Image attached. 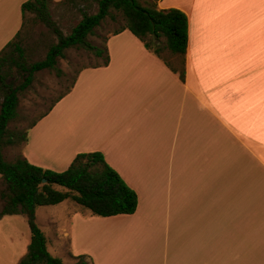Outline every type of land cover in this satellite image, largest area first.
Listing matches in <instances>:
<instances>
[{"label": "crops", "instance_id": "obj_1", "mask_svg": "<svg viewBox=\"0 0 264 264\" xmlns=\"http://www.w3.org/2000/svg\"><path fill=\"white\" fill-rule=\"evenodd\" d=\"M27 1L0 0V51ZM158 8L188 17L185 82L125 30L109 37L108 66L83 70L28 131L32 165L64 172L101 152L139 200L135 214L112 217L70 200L39 207L48 251L63 264H264V0ZM3 183L0 264H19L31 231L24 214L1 216Z\"/></svg>", "mask_w": 264, "mask_h": 264}, {"label": "trees", "instance_id": "obj_2", "mask_svg": "<svg viewBox=\"0 0 264 264\" xmlns=\"http://www.w3.org/2000/svg\"><path fill=\"white\" fill-rule=\"evenodd\" d=\"M86 0H28L22 5L23 26L15 38L0 51V70L13 60L8 49L14 46L21 51L16 42L21 38L28 14L49 28L55 23L51 14V4L76 3ZM159 0H98V13H84L83 19L68 36L59 35V42L49 49L46 58L31 65L20 63V71L24 81L19 86L6 85V75L0 74V87L6 88L0 106V175L4 181L8 199L1 216L24 214L28 219L31 231V243L27 254L19 264H63V261L51 255L47 248V238L36 221L39 207L58 205L66 200L89 210L93 216L112 217L117 215H133L137 211L139 200L137 193L131 189L121 176L107 163L103 153H80L71 166L64 172H55L29 163L25 158H17L14 162L5 159L4 148L14 143V135L9 132L8 125L17 116L20 93L24 92L34 80V74L44 70H58L60 59L66 58V51L82 48L104 58L103 63L82 67L73 79L67 92L60 95L51 107L42 114L22 134L21 141L28 140V131L64 97L71 93L79 74L89 68L106 67L109 64L107 40L104 48L94 46L89 37L113 13L120 14L124 25L112 35L125 30L132 32L145 48L160 58L181 81L186 79V55L189 43V20L187 15L178 9H159ZM46 180V183H44ZM76 264H92L86 255L75 257Z\"/></svg>", "mask_w": 264, "mask_h": 264}, {"label": "rangeland", "instance_id": "obj_3", "mask_svg": "<svg viewBox=\"0 0 264 264\" xmlns=\"http://www.w3.org/2000/svg\"><path fill=\"white\" fill-rule=\"evenodd\" d=\"M97 1L51 4L54 28L47 27L44 23L36 20L34 15L28 14L25 30L21 38L16 41L21 51L16 50L14 46L8 49L7 52H12L13 60L8 61L0 70V74L6 75L5 84L14 86L22 84L24 74L20 71L19 64L22 62L31 65L44 60L51 46L59 42V35H70L83 19L84 13L90 15L98 13ZM112 15L95 30L94 35L89 37L92 45L104 48L105 40L124 25V19L120 14L113 13ZM103 60L104 58L97 57L92 51L72 48L66 51V58L60 59L58 62L57 67L61 73L58 70H44L34 74L33 83L20 93L16 118L8 125L9 132L14 135L15 141L4 148L3 153L7 161L14 162L17 158H24L23 142L20 137L51 107L60 95L67 92L76 77L75 74L82 67L101 64ZM5 91L6 88L0 87V106ZM1 192L2 190H0Z\"/></svg>", "mask_w": 264, "mask_h": 264}, {"label": "water", "instance_id": "obj_4", "mask_svg": "<svg viewBox=\"0 0 264 264\" xmlns=\"http://www.w3.org/2000/svg\"><path fill=\"white\" fill-rule=\"evenodd\" d=\"M44 183H46V180H44Z\"/></svg>", "mask_w": 264, "mask_h": 264}]
</instances>
